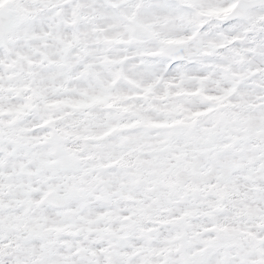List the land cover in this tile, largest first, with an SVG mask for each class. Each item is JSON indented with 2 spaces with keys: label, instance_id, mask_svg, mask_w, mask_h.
<instances>
[{
  "label": "snow or ice",
  "instance_id": "6c2138e0",
  "mask_svg": "<svg viewBox=\"0 0 264 264\" xmlns=\"http://www.w3.org/2000/svg\"><path fill=\"white\" fill-rule=\"evenodd\" d=\"M0 264H264V0H0Z\"/></svg>",
  "mask_w": 264,
  "mask_h": 264
}]
</instances>
